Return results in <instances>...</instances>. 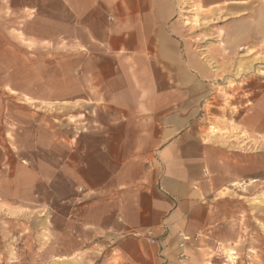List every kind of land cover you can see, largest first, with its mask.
<instances>
[{
  "label": "crops",
  "instance_id": "0c3cea01",
  "mask_svg": "<svg viewBox=\"0 0 264 264\" xmlns=\"http://www.w3.org/2000/svg\"><path fill=\"white\" fill-rule=\"evenodd\" d=\"M52 2L62 14L51 18L79 57L81 96L65 102L86 107L64 116L70 129L60 138L79 154L65 158L64 180L65 231L76 243L52 263L203 264L227 217L218 215V192L236 179L264 183V92L236 121L256 138L255 151L205 125V101L216 94L212 59L249 49L264 57V0H51L53 13ZM147 229L155 242L131 234ZM179 233L203 237L181 248Z\"/></svg>",
  "mask_w": 264,
  "mask_h": 264
},
{
  "label": "rangeland",
  "instance_id": "374dc122",
  "mask_svg": "<svg viewBox=\"0 0 264 264\" xmlns=\"http://www.w3.org/2000/svg\"><path fill=\"white\" fill-rule=\"evenodd\" d=\"M52 8L53 13L51 0H0V264H54L76 243L65 231L71 204L65 203L64 180L70 177L65 158L78 161L79 154L70 155L60 136L70 129L64 126L65 114L83 113L86 107L70 110L65 102L81 96L74 72L79 57L70 43L65 46L62 24L51 18L62 11L57 3ZM199 45L206 54V43ZM246 51L212 59L216 94L205 101V125L234 143L243 139L251 153L259 147L256 138L240 133L236 121L255 112L256 98L264 92V57ZM239 65L250 68L236 74ZM248 179H236V185L218 192V215L227 217L201 252L203 264H264V198L255 197L264 183L257 178L240 188ZM190 237L187 245L203 236Z\"/></svg>",
  "mask_w": 264,
  "mask_h": 264
},
{
  "label": "built area",
  "instance_id": "2783aa9c",
  "mask_svg": "<svg viewBox=\"0 0 264 264\" xmlns=\"http://www.w3.org/2000/svg\"><path fill=\"white\" fill-rule=\"evenodd\" d=\"M256 181H258L257 178L248 179L247 181L240 182L238 185L240 186V188L243 189L244 187L249 186L250 184ZM131 234L136 238H144L151 243L157 240V237L152 229H147L145 231L133 230ZM179 237H180V242L178 246L181 248L185 247V244H187V241L190 240L191 238L189 235L183 233H179Z\"/></svg>",
  "mask_w": 264,
  "mask_h": 264
},
{
  "label": "bare ground",
  "instance_id": "6f19581e",
  "mask_svg": "<svg viewBox=\"0 0 264 264\" xmlns=\"http://www.w3.org/2000/svg\"><path fill=\"white\" fill-rule=\"evenodd\" d=\"M236 182H233V184H235ZM236 185V184H235ZM227 253H229L228 255H229V257H230V259L232 260V262H233V255L230 253V251L229 252H227Z\"/></svg>",
  "mask_w": 264,
  "mask_h": 264
}]
</instances>
